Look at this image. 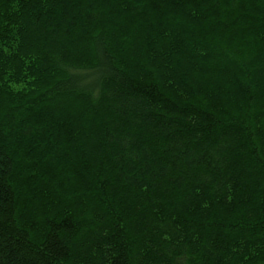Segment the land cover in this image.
Masks as SVG:
<instances>
[{
    "label": "trees",
    "instance_id": "16d2710c",
    "mask_svg": "<svg viewBox=\"0 0 264 264\" xmlns=\"http://www.w3.org/2000/svg\"><path fill=\"white\" fill-rule=\"evenodd\" d=\"M0 264H264V0H0Z\"/></svg>",
    "mask_w": 264,
    "mask_h": 264
}]
</instances>
